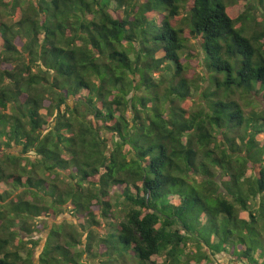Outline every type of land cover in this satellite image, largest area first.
I'll return each mask as SVG.
<instances>
[{
    "label": "trees",
    "instance_id": "1",
    "mask_svg": "<svg viewBox=\"0 0 264 264\" xmlns=\"http://www.w3.org/2000/svg\"><path fill=\"white\" fill-rule=\"evenodd\" d=\"M226 1L0 0V182L23 189L0 192V264H33L18 228L66 205L86 247L53 226L38 264H264V0Z\"/></svg>",
    "mask_w": 264,
    "mask_h": 264
},
{
    "label": "rangeland",
    "instance_id": "2",
    "mask_svg": "<svg viewBox=\"0 0 264 264\" xmlns=\"http://www.w3.org/2000/svg\"><path fill=\"white\" fill-rule=\"evenodd\" d=\"M227 10L228 13L232 17H236L239 14L243 13L244 10V1L243 0H227ZM182 16H185L184 10L181 11L180 16L177 17V20L179 21ZM18 18V14L14 16V19ZM157 19H160V16H158ZM193 38L189 42V49L186 53H184V56L182 58V61L184 65H187L186 68V75L188 78L196 80L197 85L203 87L205 86L204 82L202 81L201 77H203L202 73L204 71V68L201 65V61H199V49L197 46V41ZM190 52V53H188ZM161 53H159L160 55ZM82 95H84V92H81ZM253 96L256 97V101L252 100V96H247L249 100H252L253 108L259 109L258 104L261 105L262 108H264V98L261 95L254 94ZM190 101V100H189ZM259 102V103H258ZM70 104H72V100L69 101ZM182 107L185 109H194V105L191 102H188L186 104H182ZM248 111V109H246ZM42 113H45L44 110H42ZM264 136H258V139H262ZM5 152L10 154H19L21 151L20 147H16L12 145L10 148L4 149ZM30 155L33 156V153H30ZM251 171L247 172V175H250ZM63 186V185H62ZM23 191L21 188H15L11 182H0V192L2 193H8V199H12L18 194H20ZM45 191H47V188H45ZM26 199H29V195L25 196ZM115 215L116 212H114ZM241 216L244 218H248V215L246 212H242ZM120 219V218H119ZM109 220H105L101 222L100 228H97L99 232L103 233V230L105 229V225ZM29 228L31 230L30 233L24 232L18 228L19 231V237L27 241L24 245L26 249H23L21 251V255L23 257L27 256L28 249L33 247L32 250V260L33 264H38V257L42 251V248L46 242V239L48 237L49 231L52 229L53 226L57 229V227L64 226L67 230L70 231H77L79 232L76 239H81L82 243L79 244L76 249L84 250L86 247V234L88 227V223L86 222L85 217L83 216H74L72 214V210L69 208L68 205L65 206V209L63 212L57 216H54L53 214H41L36 219H31L28 221ZM57 225V226H56ZM31 241H36L37 245L32 246ZM231 245V244H230ZM228 247L225 250H222V248H219L216 250V248L211 247L210 245L204 247L205 250L210 251L209 248H211V251L214 253L213 261L209 264H246V262L238 260L236 257H238V252H241V246L235 244L234 247ZM189 250H194V246L192 244L189 245ZM96 248L93 249V252H95ZM219 251V252H218ZM233 254V255H231ZM152 260L156 264H162L163 258L162 257H152ZM80 263L82 264H99L97 258L92 257L91 254L88 255L86 253H83L82 258L80 260ZM182 264V263H181ZM184 264V263H183ZM191 264H194V262H191Z\"/></svg>",
    "mask_w": 264,
    "mask_h": 264
}]
</instances>
